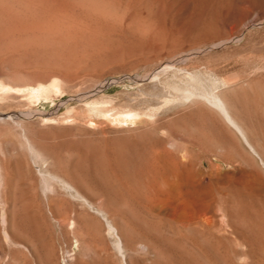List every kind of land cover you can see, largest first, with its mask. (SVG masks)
I'll return each mask as SVG.
<instances>
[{
    "label": "rangeland",
    "instance_id": "374dc122",
    "mask_svg": "<svg viewBox=\"0 0 264 264\" xmlns=\"http://www.w3.org/2000/svg\"><path fill=\"white\" fill-rule=\"evenodd\" d=\"M16 1L0 264H264V0ZM210 86L254 151L181 97Z\"/></svg>",
    "mask_w": 264,
    "mask_h": 264
},
{
    "label": "bare ground",
    "instance_id": "6f19581e",
    "mask_svg": "<svg viewBox=\"0 0 264 264\" xmlns=\"http://www.w3.org/2000/svg\"><path fill=\"white\" fill-rule=\"evenodd\" d=\"M8 0H0V6L3 4L5 5L6 2ZM12 1V0H11ZM15 1V0H13ZM19 0H17L16 2H18ZM99 5V4H98ZM12 6V5H11ZM14 6V5H13ZM97 6V5H96ZM98 8V7H97ZM27 14V13H26ZM55 26V25H54ZM53 26V27H54ZM62 26V25H61ZM70 26V25H69ZM30 27V26H29ZM52 25L50 24V26H44L42 28H35L34 30L31 31L32 33V37L30 36V38H36L38 33H43V34H52L51 30H53ZM31 28V27H30ZM139 29V28H138ZM29 30V29H28ZM63 31V30H62ZM12 32V31H11ZM29 33V31H27ZM54 32V31H53ZM14 32L11 33H7L6 35H3L2 37H0V43H4L6 44V46H11V44H14L15 42L18 41V38L16 40L14 34ZM16 33V32H15ZM25 32H23L24 34ZM3 34V33H2ZM5 34V33H4ZM19 34V33H18ZM26 34V33H25ZM17 36V34H16ZM43 36V35H42ZM47 36V35H46ZM19 37V36H18ZM26 37V36H25ZM50 37V35H49ZM20 38V37H19ZM28 38V37H27ZM48 38V37H47ZM24 39V38H22ZM41 39V38H40ZM20 40V39H19ZM28 40V39H27ZM55 42V41H54ZM27 43H29L27 41ZM15 44H18L15 43ZM0 48L2 47V44H0ZM19 45V44H18ZM10 48V47H9ZM3 49V48H2ZM5 49V46H4ZM7 50V48H6ZM11 50V49H10ZM9 49L7 50L8 52L10 51ZM6 55L5 52L0 53V58L4 57ZM7 57V56H6ZM260 83V82H259ZM220 85V83H219ZM227 86V85H226ZM192 87V86H191ZM217 87V86H216ZM46 89V88H45ZM231 89V88H230ZM4 90V89H3ZM9 90V89H8ZM38 90V89H37ZM189 90V89H188ZM192 90V89H190ZM40 91V90H39ZM224 91V90H223ZM194 93V94H193ZM196 93V94H195ZM29 94V93H28ZM34 95V94H33ZM32 96V95H31ZM183 98H191L193 99L195 102H198L200 105L204 106V109L202 113H204V115L202 117H208V122L212 125L211 128L215 129V132L220 136V135H224V137L226 135H230L232 138L237 139V137H240L244 142L247 143L248 147L254 151V146L252 145V143L249 141V139L247 138V134L244 130V123L242 122V115H240L238 113V111H236L237 109H235L237 107L236 102L234 101H230L229 99L225 98L224 95L216 90H212L211 86L208 89H200L199 91L197 90H192L190 95H183L181 96ZM36 99V98H35ZM233 98H231L232 100ZM187 100V99H186ZM165 105V104H164ZM239 105V104H238ZM241 105V104H240ZM239 105V106H240ZM166 106V105H165ZM247 106V105H246ZM241 107V106H240ZM243 108V107H242ZM241 108V109H242ZM154 109V108H153ZM156 109V108H155ZM200 109V108H199ZM245 109V108H244ZM148 110V109H147ZM157 110V109H156ZM201 110V109H200ZM210 111V112H206V111ZM256 110V109H255ZM152 111V110H151ZM216 112V114H215ZM238 117L236 116L237 114ZM249 112V111H248ZM250 113V112H249ZM135 114V113H134ZM147 114V113H146ZM244 114V113H243ZM129 115H133L131 113H129ZM139 115V114H138ZM207 115V116H206ZM248 115V114H247ZM148 116V115H147ZM131 117V116H130ZM205 120V119H204ZM248 120V117H247ZM252 120V119H251ZM258 120V119H257ZM207 124V123H206ZM254 124V123H253ZM244 125V126H243ZM250 125V124H249ZM256 131V130H255ZM258 132V131H257ZM168 135V134H167ZM229 136V137H230ZM235 136V137H234ZM259 139V138H258ZM187 154V153H186ZM159 193V191H158ZM159 195V194H158ZM160 207V206H159ZM163 211V210H162ZM189 218V217H188ZM208 218V217H206ZM173 219V217H172ZM205 219V218H204ZM189 220V219H188ZM189 223V222H188ZM197 227V226H196ZM120 240V239H119ZM121 241V240H120ZM119 242V241H118ZM122 244V243H119ZM244 257V256H243ZM248 258V257H247ZM243 259V258H242ZM244 260V259H243ZM250 261V260H249ZM249 263V262H248Z\"/></svg>",
    "mask_w": 264,
    "mask_h": 264
}]
</instances>
